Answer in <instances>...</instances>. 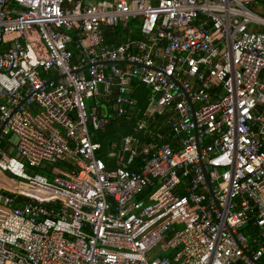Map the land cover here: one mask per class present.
<instances>
[{
  "label": "built area",
  "instance_id": "built-area-1",
  "mask_svg": "<svg viewBox=\"0 0 264 264\" xmlns=\"http://www.w3.org/2000/svg\"><path fill=\"white\" fill-rule=\"evenodd\" d=\"M250 5L0 0V264H264V13ZM119 25L129 36L107 44ZM101 99L150 136L140 153L123 137L110 167Z\"/></svg>",
  "mask_w": 264,
  "mask_h": 264
},
{
  "label": "trees",
  "instance_id": "trees-1",
  "mask_svg": "<svg viewBox=\"0 0 264 264\" xmlns=\"http://www.w3.org/2000/svg\"><path fill=\"white\" fill-rule=\"evenodd\" d=\"M131 29V25H119L115 28L112 29H107L105 32V41L107 44H120L122 42V40L126 37L129 36V30ZM111 105H112V101L111 99L108 100H103L101 99L98 106L95 107L96 111L95 113L98 115L99 118L101 119H108V123L106 124L105 128L103 130H100L98 132L95 133L94 136V141L100 143L99 141H97V137L99 135L100 132H106V130L108 128H110L111 126H113L114 124H116L117 126H124L126 125L129 129L131 130H135V121L136 118L138 117H134L131 116L129 119L127 118H121V119H117V118H111ZM93 106L92 103L89 106V111H93ZM163 116H156L154 119L153 125L151 124L150 127V131L152 132H159L160 134L163 135V138L166 142H172V134L169 133V131L167 130V128L162 126V120ZM150 141V136L149 133H144L142 140H141V144H147ZM101 144V143H100ZM102 145V144H101ZM108 148H112V143H108L106 144ZM105 145V146H106ZM102 149H103V145H102ZM103 155V154H102ZM63 169H66V167L61 164V163H57L55 164ZM54 165V166H55ZM108 167H110V165L107 164ZM132 168H134V165L132 166ZM49 167L46 168H42L37 170L38 173H41L43 175H50L49 174Z\"/></svg>",
  "mask_w": 264,
  "mask_h": 264
},
{
  "label": "rangeland",
  "instance_id": "rangeland-1",
  "mask_svg": "<svg viewBox=\"0 0 264 264\" xmlns=\"http://www.w3.org/2000/svg\"><path fill=\"white\" fill-rule=\"evenodd\" d=\"M249 2L251 3L249 7L253 11L264 13V0H249ZM137 89L138 91L135 95V98L137 100L136 111H137V116L139 118H142L147 108V105H148L149 91L144 86H141V85L138 86ZM86 103L89 108L92 101L90 100V101H87ZM125 136H132L138 142H141L143 134L129 129L126 125L117 126L116 124L108 128L106 132L99 133L97 137V141H99L103 145V150H102L103 155L101 156V158L103 159L105 164H108L110 166L115 165L116 160L122 154L121 153L122 138ZM108 143H112V148L107 147L106 144ZM141 145L142 144H138L137 146H133V148L136 149V151L140 153L142 149ZM108 152H114L115 158H110L107 155ZM54 167L60 168L57 165H55Z\"/></svg>",
  "mask_w": 264,
  "mask_h": 264
},
{
  "label": "crops",
  "instance_id": "crops-1",
  "mask_svg": "<svg viewBox=\"0 0 264 264\" xmlns=\"http://www.w3.org/2000/svg\"><path fill=\"white\" fill-rule=\"evenodd\" d=\"M137 91H138V89H136L135 95H136ZM93 102H94V101H93ZM93 102H92V104H93ZM92 106H93V105H92ZM110 153H114V152H108L107 155L110 154Z\"/></svg>",
  "mask_w": 264,
  "mask_h": 264
}]
</instances>
